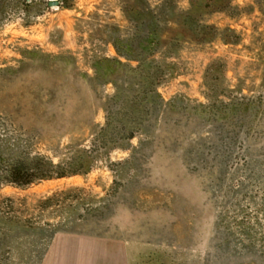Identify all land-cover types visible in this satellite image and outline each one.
<instances>
[{"label": "rangeland", "instance_id": "1", "mask_svg": "<svg viewBox=\"0 0 264 264\" xmlns=\"http://www.w3.org/2000/svg\"><path fill=\"white\" fill-rule=\"evenodd\" d=\"M50 1L0 0V264H264V0ZM151 13L138 112L91 63ZM36 157L84 174L7 183Z\"/></svg>", "mask_w": 264, "mask_h": 264}, {"label": "trees", "instance_id": "2", "mask_svg": "<svg viewBox=\"0 0 264 264\" xmlns=\"http://www.w3.org/2000/svg\"><path fill=\"white\" fill-rule=\"evenodd\" d=\"M59 4V6L65 4V0H61ZM146 20L149 23L137 31L136 38L123 39L120 36H115L113 38L112 43L119 58H95L91 63L92 70L95 74L93 79L97 80L102 85L113 84L117 88L120 86L122 89H124V86L118 85L119 80H125L127 72H132L133 74L145 73V77L142 76V74L139 75L141 83L138 84V88H136L134 84L130 88L132 93H139L142 89L146 88V86L148 87L144 98L140 102L136 100L133 104L135 110H138V112L144 111L146 107L156 109L160 106L162 99L156 88L165 78L163 75L165 71L160 67V73L153 77L154 79H151V82L149 81L148 83L151 71L153 70L152 67L156 64L153 57L159 51L162 31L156 23L157 18L153 13H151ZM61 58L63 57H56V59ZM66 59L73 67L75 66L76 59L74 57H66ZM123 59L128 62L138 63V67L133 69L124 63L122 61ZM133 78L138 77L134 76ZM84 156L89 160L90 157L86 152L85 155L80 158H84ZM63 164L64 161H61V159L58 164H55L54 160L48 157H36L32 162L26 160L22 163H14L7 172V183L14 186H27L37 181L62 179L80 173L78 171L66 169ZM80 174L83 175L84 173ZM15 220L17 222L21 221L17 218H15Z\"/></svg>", "mask_w": 264, "mask_h": 264}, {"label": "water", "instance_id": "3", "mask_svg": "<svg viewBox=\"0 0 264 264\" xmlns=\"http://www.w3.org/2000/svg\"><path fill=\"white\" fill-rule=\"evenodd\" d=\"M48 5H49V7H54V6H58L59 5V2L58 1H50L49 3H48Z\"/></svg>", "mask_w": 264, "mask_h": 264}, {"label": "crops", "instance_id": "4", "mask_svg": "<svg viewBox=\"0 0 264 264\" xmlns=\"http://www.w3.org/2000/svg\"><path fill=\"white\" fill-rule=\"evenodd\" d=\"M48 258H49V257H48ZM43 264H49V263H47V262L45 261Z\"/></svg>", "mask_w": 264, "mask_h": 264}]
</instances>
